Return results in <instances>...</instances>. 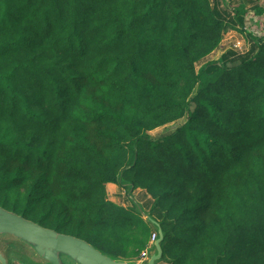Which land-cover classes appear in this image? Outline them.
Returning a JSON list of instances; mask_svg holds the SVG:
<instances>
[{"label": "trees", "instance_id": "trees-1", "mask_svg": "<svg viewBox=\"0 0 264 264\" xmlns=\"http://www.w3.org/2000/svg\"><path fill=\"white\" fill-rule=\"evenodd\" d=\"M233 12L212 0H0V206L132 261L154 227L106 184L139 188L162 261L264 264V37L196 68L243 31L244 7Z\"/></svg>", "mask_w": 264, "mask_h": 264}, {"label": "water", "instance_id": "water-1", "mask_svg": "<svg viewBox=\"0 0 264 264\" xmlns=\"http://www.w3.org/2000/svg\"><path fill=\"white\" fill-rule=\"evenodd\" d=\"M135 204L140 209L142 217H145L158 234L154 242V251L150 253L147 261H129L110 257L84 239L45 228L2 206H0V238L11 236L26 244L42 260V264H155L162 257L163 233L159 223L145 213L137 203ZM0 264H8V260L1 252Z\"/></svg>", "mask_w": 264, "mask_h": 264}, {"label": "rangeland", "instance_id": "rangeland-1", "mask_svg": "<svg viewBox=\"0 0 264 264\" xmlns=\"http://www.w3.org/2000/svg\"><path fill=\"white\" fill-rule=\"evenodd\" d=\"M212 2L217 5L220 10L229 12H233V8H236L239 5L243 6L246 11L244 14L243 31H240L239 27H237V29H232L224 33L220 45L213 52L196 63V68L206 61L217 60L224 53L232 51L228 49L233 47V45L239 40L245 41L244 45L241 44V50L243 52L233 59L249 54L251 53L253 47V41L249 38L251 36L258 38L264 37V11L259 12V8L263 5V0H212ZM185 119L186 116L165 126L148 131V135L153 139H157L172 132L176 127L180 126ZM119 192H122V194ZM116 196L119 198V203H125L127 206L137 203L145 213H150L149 206L151 203L149 202V198H145L146 195L143 191L134 190L128 192V190L119 188ZM131 198L138 199L140 203H138L136 199L132 200ZM143 218L145 219V217ZM153 251L154 248L151 249L149 253H152ZM0 252L6 257L8 264H42V260L36 256L29 246L11 236H4L0 238ZM137 258L132 260L135 261ZM155 264L168 263L160 259L156 261Z\"/></svg>", "mask_w": 264, "mask_h": 264}, {"label": "built area", "instance_id": "built-area-1", "mask_svg": "<svg viewBox=\"0 0 264 264\" xmlns=\"http://www.w3.org/2000/svg\"><path fill=\"white\" fill-rule=\"evenodd\" d=\"M231 15H233L234 13L233 12H230ZM228 32V31H227ZM244 42L245 41H238L237 43H235L233 45V47H230L228 50H232L233 54L230 56V59H233L234 57L240 55L243 51L241 50V46L244 45ZM242 44V45H241ZM157 232L156 230L154 229L151 233V236H150V239L147 243V245L145 246V248L140 252L137 260L139 262H143L145 260H147V258L149 257L150 253L149 251L151 249L154 248V242H155V239L157 238Z\"/></svg>", "mask_w": 264, "mask_h": 264}, {"label": "crops", "instance_id": "crops-1", "mask_svg": "<svg viewBox=\"0 0 264 264\" xmlns=\"http://www.w3.org/2000/svg\"><path fill=\"white\" fill-rule=\"evenodd\" d=\"M120 187L117 186L116 184H113V183H107L106 184V190H107V195H108V198L113 201L114 203H117L119 205H122V206H127L125 203H119V198L116 196V193L118 192V189ZM135 191H143L141 189H136ZM144 194L146 195L145 198H149V196L145 193V191H143ZM120 194H122V192H119ZM134 200L136 198H133ZM136 201L138 203H140V201L138 199H136Z\"/></svg>", "mask_w": 264, "mask_h": 264}]
</instances>
